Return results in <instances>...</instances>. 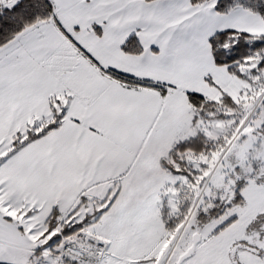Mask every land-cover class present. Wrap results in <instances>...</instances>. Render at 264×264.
Returning a JSON list of instances; mask_svg holds the SVG:
<instances>
[{"label":"snow or ice","instance_id":"snow-or-ice-1","mask_svg":"<svg viewBox=\"0 0 264 264\" xmlns=\"http://www.w3.org/2000/svg\"><path fill=\"white\" fill-rule=\"evenodd\" d=\"M0 264H264V0H0Z\"/></svg>","mask_w":264,"mask_h":264}]
</instances>
